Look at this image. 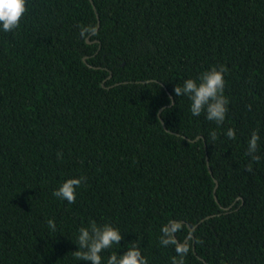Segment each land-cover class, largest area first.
Segmentation results:
<instances>
[{"label": "trees", "instance_id": "obj_1", "mask_svg": "<svg viewBox=\"0 0 264 264\" xmlns=\"http://www.w3.org/2000/svg\"><path fill=\"white\" fill-rule=\"evenodd\" d=\"M27 8L18 29L0 28V264H91L72 252L93 221L123 236L103 264L132 245L148 264H171L175 247L160 237L172 224L190 245L185 264H264V0ZM221 65L229 104L218 126L174 88ZM254 130L259 162L246 155ZM81 176L75 203L53 195Z\"/></svg>", "mask_w": 264, "mask_h": 264}, {"label": "clouds", "instance_id": "obj_2", "mask_svg": "<svg viewBox=\"0 0 264 264\" xmlns=\"http://www.w3.org/2000/svg\"><path fill=\"white\" fill-rule=\"evenodd\" d=\"M28 0H0V28L4 32H12L20 27L21 20L24 18ZM94 26H88L82 29V35L88 32L94 33ZM227 68L223 65L217 68L213 66L210 70L201 73L198 79L188 78L184 80L183 85L177 84L174 88L176 96H187L191 101L190 111L193 116H200L202 113L206 115V119L214 121L216 124L223 125L226 114L228 112L229 99L225 96V79L224 73ZM226 136L229 139L236 138L234 128H228ZM210 138L215 141L217 132L213 130ZM260 136L258 131H253L248 141V149L246 155L251 158L252 162H259L260 156L256 155L258 150V141ZM63 157L62 152H57V158ZM247 171H252V163L246 165ZM86 177L69 178L65 180L53 195L59 199L66 200L69 204L76 201V189ZM48 227L55 231L56 225L54 219L47 221ZM179 224H172L170 227L165 226L161 229L160 244L162 246L173 245L175 247L176 256L171 258V264H185V257L190 252V245L180 243L175 239V233L180 231ZM123 236L119 229L111 224L98 225L93 221L88 227H81L77 240L78 249L72 252L74 257L81 261H90L91 264H103L101 253L110 249L114 244L121 246ZM106 264H148L147 258L142 255L137 245L128 247L122 255L111 254Z\"/></svg>", "mask_w": 264, "mask_h": 264}, {"label": "water", "instance_id": "obj_3", "mask_svg": "<svg viewBox=\"0 0 264 264\" xmlns=\"http://www.w3.org/2000/svg\"><path fill=\"white\" fill-rule=\"evenodd\" d=\"M91 2H92V1H91ZM96 16H97V15H96ZM97 20H98V17H97ZM99 28H100V24H99V21H98L97 30H96L95 33H97V31H99ZM86 43H87V45H89V46H91V45H93V44H98L97 41H95V42H90V41H89V38L86 40ZM84 62H86V59H84ZM111 77H112V76L110 75L109 79H111ZM172 105H173V104H172ZM161 112H162V110L159 112V115H160ZM162 124H163V122H162ZM201 139H202V138L199 137V138H197L195 141H193L192 143H196V142H198V141L201 140ZM189 142H191V141H189ZM208 170H209L210 175H212L211 170H210L209 167H208ZM215 183H216V186H215V189H214V195H215L216 190H217V188H218V184H217V182H215ZM215 199H216V197H215ZM227 210H230V208L227 209ZM210 218H212V217H207L205 220H209ZM205 220H203V221H205ZM203 221H201V222H200L197 226H195L193 229H190L189 226H187V227H188L189 230L194 231V230H196V229L199 227L200 224L203 223Z\"/></svg>", "mask_w": 264, "mask_h": 264}]
</instances>
